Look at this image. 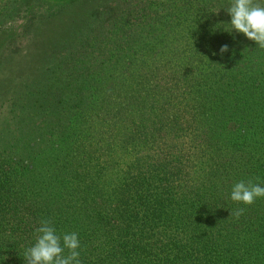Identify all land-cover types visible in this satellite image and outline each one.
<instances>
[{
    "label": "trees",
    "instance_id": "16d2710c",
    "mask_svg": "<svg viewBox=\"0 0 264 264\" xmlns=\"http://www.w3.org/2000/svg\"><path fill=\"white\" fill-rule=\"evenodd\" d=\"M100 5L75 46L0 79V264H28L43 219L81 264H264V197L230 198L264 187V49L231 0Z\"/></svg>",
    "mask_w": 264,
    "mask_h": 264
},
{
    "label": "rangeland",
    "instance_id": "374dc122",
    "mask_svg": "<svg viewBox=\"0 0 264 264\" xmlns=\"http://www.w3.org/2000/svg\"><path fill=\"white\" fill-rule=\"evenodd\" d=\"M103 1L0 0V79L15 80L26 66L75 46Z\"/></svg>",
    "mask_w": 264,
    "mask_h": 264
},
{
    "label": "clouds",
    "instance_id": "9594fccd",
    "mask_svg": "<svg viewBox=\"0 0 264 264\" xmlns=\"http://www.w3.org/2000/svg\"><path fill=\"white\" fill-rule=\"evenodd\" d=\"M227 12L231 17L232 30L242 33L248 40L254 41L260 49H264V6L256 3L255 0H231ZM227 51V45L221 46V54ZM262 197H264V187L259 183H253L252 180L235 183L230 196L233 202L247 206ZM244 212L245 208H237L230 211V216L239 219ZM35 232L36 242L24 254L28 264H81L78 251L80 241L76 232L64 234L61 244V236L56 233L50 219L41 220ZM65 250H67L66 255Z\"/></svg>",
    "mask_w": 264,
    "mask_h": 264
}]
</instances>
